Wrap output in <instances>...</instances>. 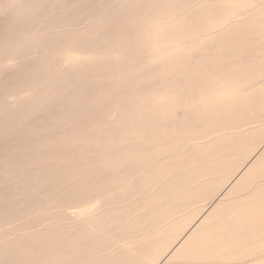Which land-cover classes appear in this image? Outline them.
I'll return each instance as SVG.
<instances>
[{
	"label": "rangeland",
	"instance_id": "1",
	"mask_svg": "<svg viewBox=\"0 0 264 264\" xmlns=\"http://www.w3.org/2000/svg\"><path fill=\"white\" fill-rule=\"evenodd\" d=\"M1 103L0 264H264V0H15Z\"/></svg>",
	"mask_w": 264,
	"mask_h": 264
},
{
	"label": "bare ground",
	"instance_id": "2",
	"mask_svg": "<svg viewBox=\"0 0 264 264\" xmlns=\"http://www.w3.org/2000/svg\"><path fill=\"white\" fill-rule=\"evenodd\" d=\"M14 2H15V0H0V9L3 7V8H6V7H10V6H12L13 4H14ZM152 22V21H151ZM159 23V22H158ZM158 23L157 24H155L154 25V28H156L157 26H158ZM153 24V23H152ZM153 26V25H152ZM150 34V33H149ZM164 34V33H163ZM152 36V35H151ZM150 36V37H151ZM161 36H162V34H161ZM167 36V35H166ZM166 36H165V38H166ZM149 37V36H148ZM163 37V36H162ZM145 39V38H144ZM149 39V38H148ZM161 39V38H160ZM159 39V40H160ZM168 39V38H167ZM153 40V39H152ZM157 40H158V38H157ZM162 40V39H161ZM165 40V39H164ZM157 42V41H156ZM19 43V42H18ZM158 43V42H157ZM156 44V43H155ZM160 44V43H159ZM163 44V43H162ZM170 45V44H169ZM17 47V46H16ZM32 48V47H31ZM156 49H158V50H160L159 48H156ZM16 50V49H15ZM23 51V50H22ZM20 52V51H19ZM161 52V51H160ZM159 52V53H160ZM163 52V51H162ZM22 53V52H21ZM71 53H69V55H70ZM75 54V53H74ZM78 54V53H77ZM82 54V53H81ZM80 54V55H81ZM87 54H89V53H87ZM71 56V55H70ZM85 56V55H84ZM94 56H95V54H94ZM145 56V55H144ZM154 56V55H153ZM167 56V55H166ZM80 58H81V56H80ZM85 58V57H84ZM95 58V57H94ZM155 58V57H154ZM68 60H72V57L70 58V57H68L67 58ZM78 61V60H77ZM18 61H17V57H16V51H13V53H12V56H11V58L10 59H8V60H6V61H4L3 63L5 64V65H7V67H9V68H15V69H17V65H18V63H17ZM79 62V61H78ZM2 63V62H1ZM67 66V65H66ZM21 78V77H20ZM18 77L16 76V70H15V72H14V74H13V79H12V91H11V93H9L7 96H6V98H7V100H8V102L10 103V105L14 108V116H13V114L11 115V118L13 119V122H15V110H16V106H17V104H18V100H20L19 99V91L17 90V86H18ZM8 89V88H7ZM8 91V90H7ZM30 91V90H29ZM29 91H27V92H29ZM34 91V90H33ZM4 93H5V91H3ZM31 92V91H30ZM32 93V92H31ZM22 95V94H21ZM25 95V94H24ZM29 95V94H28ZM27 95V96H28ZM34 95V94H33ZM4 96V95H3ZM24 98V97H23ZM26 98V97H25ZM28 99L30 98V97H27ZM22 99V98H21ZM2 102V101H1ZM5 102H6V100H5ZM21 102V101H20ZM19 102V103H20ZM9 105V106H10ZM10 106V107H11ZM2 108H3V104L1 103L0 104V117H2V115H1V113H2ZM10 118V119H11ZM0 120H2L1 118H0ZM17 125V124H16ZM15 133V132H14ZM18 134V133H17ZM14 137V136H13ZM16 146V145H15ZM18 146V145H17ZM14 147V146H13ZM15 148V147H14ZM13 151V150H12ZM1 152V151H0ZM10 152V151H9ZM1 153H4V152H1ZM1 153H0V157L1 156H3V155H5V153L3 154V155H1ZM15 154V153H14ZM11 155V154H10ZM21 156L19 153H17V155L16 156ZM8 156V155H7ZM6 156V157H7ZM14 157V156H13ZM12 157V158H13ZM10 158V157H9ZM17 158V157H16ZM15 158V159H16ZM5 159V158H4ZM18 159V158H17ZM0 160H1V158H0ZM12 160V159H11ZM14 160V159H13ZM3 162V161H2ZM19 164V163H18ZM1 165H3V164H1ZM7 165H9L8 163H7ZM4 168L2 167V166H0V172L3 170ZM18 171V170H17ZM2 172H4V171H2ZM15 172V171H14ZM5 173V172H4ZM1 174V173H0ZM7 174V173H6ZM10 176V175H9ZM18 181V180H17ZM1 198V197H0ZM87 207V206H86ZM85 209V208H84ZM87 209V208H86ZM84 211V210H83ZM87 211L85 210V213H86ZM78 215H79V213H78ZM77 215V216H78ZM1 216H2V213H1ZM80 216H82V213H81V215ZM79 216V217H80ZM14 252V251H13ZM5 256V255H4ZM32 260V259H31ZM20 261V260H19ZM18 262V261H17ZM16 262V263H17ZM31 262V261H30ZM1 263V262H0ZM15 263V262H14ZM15 263V264H16ZM2 264H8V263H5V262H3Z\"/></svg>",
	"mask_w": 264,
	"mask_h": 264
}]
</instances>
